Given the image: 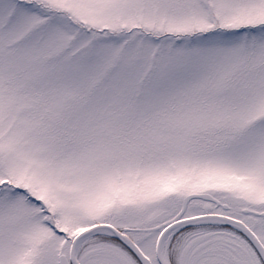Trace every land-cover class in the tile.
<instances>
[{"label": "snow or ice", "instance_id": "1", "mask_svg": "<svg viewBox=\"0 0 264 264\" xmlns=\"http://www.w3.org/2000/svg\"><path fill=\"white\" fill-rule=\"evenodd\" d=\"M0 264H264V0H0Z\"/></svg>", "mask_w": 264, "mask_h": 264}]
</instances>
